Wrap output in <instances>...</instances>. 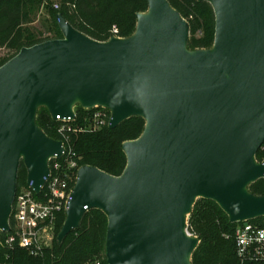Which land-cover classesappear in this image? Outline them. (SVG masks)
Returning a JSON list of instances; mask_svg holds the SVG:
<instances>
[{"label": "water", "instance_id": "water-1", "mask_svg": "<svg viewBox=\"0 0 264 264\" xmlns=\"http://www.w3.org/2000/svg\"><path fill=\"white\" fill-rule=\"evenodd\" d=\"M215 14L210 49L191 50L190 25L168 0H147L135 33L99 42L57 16L62 39L30 48L0 68V232L11 231L21 164L41 194L49 162L65 152L37 124L105 108L110 130L132 118L143 134L123 144L119 177L78 173L63 243L90 210L108 219V264H192L200 239L188 230L199 199L231 224L264 218V0H196Z\"/></svg>", "mask_w": 264, "mask_h": 264}, {"label": "trees", "instance_id": "trees-1", "mask_svg": "<svg viewBox=\"0 0 264 264\" xmlns=\"http://www.w3.org/2000/svg\"><path fill=\"white\" fill-rule=\"evenodd\" d=\"M42 0H0V50L12 55L0 61V68L13 59L23 48H30L49 40L62 39L57 16L64 18L76 30L99 42H107L116 26L119 38H129L136 30L137 14L148 11L147 0H60V10L55 17L54 37H43L42 33L30 28L35 23L36 10ZM190 25L191 50L210 49L215 41V14L212 6L196 0H168ZM92 111L77 109V119L71 126L79 131L69 133L70 145L76 154L79 166L96 167L112 176L119 177L127 166L123 144L137 140L143 134L145 121L132 118L115 130L109 127L99 131H89L88 118ZM37 124L51 139L61 141L59 129L62 123L52 119L46 109L38 113ZM257 160L264 161V146L257 154ZM27 185V171L20 166L18 191ZM251 193L264 196V181L250 187ZM66 215L59 217L57 234L65 223ZM264 227V218L253 220ZM13 218H11V224ZM237 224H231L228 216L213 201L202 200L191 215L190 228L201 243L192 257V264H240L232 238ZM108 219L100 210L86 213L79 230L71 233L63 243L58 238L40 257H32L21 248L10 251L0 245V260L7 264H108L106 258V235ZM7 235L1 234L4 239ZM10 256L6 260L7 256Z\"/></svg>", "mask_w": 264, "mask_h": 264}, {"label": "built area", "instance_id": "built-area-1", "mask_svg": "<svg viewBox=\"0 0 264 264\" xmlns=\"http://www.w3.org/2000/svg\"><path fill=\"white\" fill-rule=\"evenodd\" d=\"M114 33L118 35L117 30ZM89 111L92 112L88 118L89 125L86 130L99 131L110 126L111 112L109 110L95 108ZM75 114V120L62 119L61 116L55 120L62 123L59 133L63 137L61 142L65 152L61 158L54 157L50 160V174L45 178L40 195L35 193L33 182H27V185L17 192L12 211L13 223L10 222L11 231L0 232L7 235L4 239L0 237L2 247L10 251L21 248L32 257H40L52 247L59 217L66 215L79 170L82 168L76 160L68 135L84 131L76 130L71 126L77 119L76 110ZM262 180L264 181V178ZM226 238L233 239L240 264H264V227L252 221L238 223L234 234ZM9 257L8 255L6 260ZM0 264L7 263L0 260Z\"/></svg>", "mask_w": 264, "mask_h": 264}, {"label": "rangeland", "instance_id": "rangeland-1", "mask_svg": "<svg viewBox=\"0 0 264 264\" xmlns=\"http://www.w3.org/2000/svg\"><path fill=\"white\" fill-rule=\"evenodd\" d=\"M40 5L41 6L36 10V13H35V23L30 28H32L33 30L37 31V33L38 32L42 33L43 37L52 38V37H54L53 33H54L55 29H56V26H55L56 22H55L54 15H56V13H58V11L60 10V0H42ZM57 23H58V20H57ZM115 30H117L119 32V29L116 26H114V28H113V30L111 32V36H112V38L113 37L119 38L118 35L114 33ZM10 55H12V54L8 50H5V49L0 50V61L4 60L5 58L9 57ZM77 109H78V107L75 109L76 112H77ZM202 200L203 199H199L197 201V203L195 204V206L193 208V212L196 209V207L198 205H200ZM191 215L188 217V230H189V233L192 236L198 237L194 233L193 229L190 228ZM254 224H258V223H254ZM60 231H59V233H60ZM59 233L57 234V231H56L55 238L56 237L58 238ZM200 243H201V241H200ZM97 260L100 263H102L103 257L100 256V257H98ZM88 263L92 264L93 260L91 259Z\"/></svg>", "mask_w": 264, "mask_h": 264}]
</instances>
